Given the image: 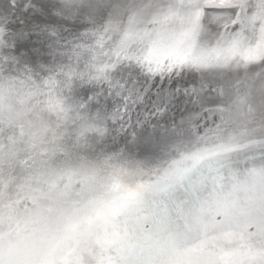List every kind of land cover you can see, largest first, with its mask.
Segmentation results:
<instances>
[{"label": "snow or ice", "instance_id": "6c2138e0", "mask_svg": "<svg viewBox=\"0 0 264 264\" xmlns=\"http://www.w3.org/2000/svg\"><path fill=\"white\" fill-rule=\"evenodd\" d=\"M219 6L0 28V264H264V0Z\"/></svg>", "mask_w": 264, "mask_h": 264}, {"label": "water", "instance_id": "95a60500", "mask_svg": "<svg viewBox=\"0 0 264 264\" xmlns=\"http://www.w3.org/2000/svg\"><path fill=\"white\" fill-rule=\"evenodd\" d=\"M77 4L91 5L87 11L92 12L94 15L103 14L105 16L108 13H114L118 15H124L134 7H143L144 5H168L177 4L180 0H74ZM185 4L190 3V0H183ZM201 5L202 10L206 13V23L209 26L216 28L217 25L213 23L216 13L236 11L235 8H222L220 7V0H197ZM250 3H255L256 0H249ZM29 0H0V28H7L9 31L14 29L17 25H20L23 18L31 15V10L27 7ZM69 24L74 23L69 21ZM75 23L88 24L90 22L87 19L76 21ZM81 31L84 30L82 27ZM191 78V74L185 77V81Z\"/></svg>", "mask_w": 264, "mask_h": 264}]
</instances>
